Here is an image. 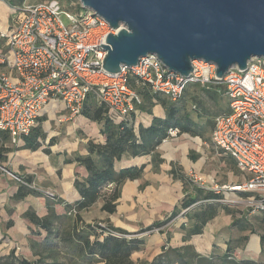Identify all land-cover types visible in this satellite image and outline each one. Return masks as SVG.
<instances>
[{
	"label": "crops",
	"instance_id": "crops-1",
	"mask_svg": "<svg viewBox=\"0 0 264 264\" xmlns=\"http://www.w3.org/2000/svg\"><path fill=\"white\" fill-rule=\"evenodd\" d=\"M12 13L13 7L10 0H0V33L11 24ZM6 49L5 42L0 38V51ZM185 99L186 105L191 104L193 109H183L182 113L190 115L191 128L197 130L199 135L193 136L185 133L180 136L189 135L200 139L205 144L206 152L210 154L213 151L215 156L224 158L225 162L229 161L231 174H241L243 181L227 184L228 186L233 187L245 182L248 175L239 171L235 160L216 150L212 143L216 118L230 112V101L225 95L224 85L190 84ZM169 101L175 102L170 99ZM89 102L95 101L90 97L86 104ZM142 105L143 100L130 114L128 120L134 125L136 133L140 126L149 127L154 118L164 119L166 117V109L156 100H154L153 109L143 110ZM102 125L84 115L71 118L63 103L54 101L43 109L38 119L37 126H41L46 134L41 149L37 151L22 149L23 137H19L16 143L10 137L9 142L4 144L9 151L6 153V159L0 161V179L6 175L15 178L16 186H9L11 192L9 197L14 208L8 206V200L5 198L7 193L0 194V209L3 211L8 207L9 212L8 218L3 223L4 228H0V256L9 255L13 251L16 256L28 259L34 264H70L66 257L67 248L64 244L62 245L60 238L56 239L55 233L47 234L45 230L32 224L24 216L29 211L39 218L48 216L46 198L29 195L21 201H15L14 197L20 185L28 186L44 194L54 195L59 200V202L55 201L54 209L60 219L53 221L52 229L59 234V237L64 233H71L76 225H72L69 218L71 215L66 205H74L81 199L75 187V181L77 178L83 179L87 176L85 168L75 162V156H86L88 153L86 147L91 141L95 144H105L106 138L101 132ZM175 140V137L164 140L151 154L137 157L125 155L121 161L116 162L117 171L131 167H143V173L140 178L129 180L123 185L115 213L110 214L102 210L105 204L102 197L92 208L81 213L85 224L89 225L94 218H97L131 235L142 228L146 229L155 222L168 220L163 233L133 236L144 240L142 250L132 255L133 261L140 258L149 260L157 257L162 253L164 245L170 241L168 246L172 248L183 249L189 246L199 256L212 260L220 259L229 248H232L231 255L236 261L251 260L264 263L262 232L258 230L255 234L248 230L251 226L257 229L251 220L252 215L247 216L244 209V203L246 204V201L252 198L249 193L223 192L222 202L224 204L227 205L226 201H235L237 205H229L232 211L230 214L224 210L221 211L205 225L199 235L189 236L188 232L193 227V222H189L187 217V213L199 203L180 211L172 219H167V216L173 213L175 207L186 196L196 194L195 189L198 187L187 181L189 173L197 169L189 170L188 165L177 160V149L171 144ZM45 149L50 153H46ZM189 156L193 158L192 163L196 165L198 158L193 155ZM173 171L177 176H183L184 180L175 177ZM28 180L31 183H28ZM3 190L1 188L0 192ZM23 204L26 206L21 211ZM17 212L19 214H16ZM93 212L99 214L91 217ZM261 215L257 213L253 216L260 217ZM119 216L124 219L122 220ZM85 226L78 225L77 229L83 230ZM18 233L21 237L17 235ZM24 251L28 257L20 255V252Z\"/></svg>",
	"mask_w": 264,
	"mask_h": 264
},
{
	"label": "built area",
	"instance_id": "built-area-1",
	"mask_svg": "<svg viewBox=\"0 0 264 264\" xmlns=\"http://www.w3.org/2000/svg\"><path fill=\"white\" fill-rule=\"evenodd\" d=\"M12 14L11 24L0 33L7 46L0 51V130L8 132L14 143L31 133L43 109L54 101L63 103L75 118L82 115L92 97L107 109L113 122L128 121L142 103L128 84L130 75L172 101H177L190 83L223 84L230 112L216 118L212 143L216 150L232 157L238 170L248 177L242 184L211 190L249 193L252 212L264 211L263 59L253 58L246 70L232 69L222 80L216 77L213 64L195 61L193 73L185 78L171 72L155 55L142 57L133 68L110 74L103 68L107 51L101 45L107 46V36L118 31L95 12L64 11L60 0H24L13 7ZM177 135V130L170 131L171 137ZM113 188L111 184L105 191L112 193ZM93 225L107 235L121 237L103 222Z\"/></svg>",
	"mask_w": 264,
	"mask_h": 264
},
{
	"label": "trees",
	"instance_id": "trees-1",
	"mask_svg": "<svg viewBox=\"0 0 264 264\" xmlns=\"http://www.w3.org/2000/svg\"><path fill=\"white\" fill-rule=\"evenodd\" d=\"M23 2L24 0H10L12 7L20 6ZM128 84L143 100L141 106L143 110L147 109L148 105H154V100H156L166 108V117L164 119L154 118L149 127L140 126L136 133L134 125L130 121L115 123L109 118L107 109L104 107L96 105L95 102H89L85 105L82 115L103 124L101 132L105 136L106 142L105 144H95L91 141L86 147L88 152L86 156H75V162L85 168L87 176L83 179H76L75 187L81 199L74 205H66V209L70 212V215L75 213L79 219L83 211L92 208L103 197L105 189L111 184L114 185V191L109 195L107 193L108 197H106L102 210L110 214L116 212V203L121 197L123 185L129 180L140 178L143 173V167H131L117 171L115 164L121 161L125 155L137 157L151 154L164 140L171 137V130H177L179 136L185 133L193 136L199 135L197 130L191 128L190 115L182 113L183 109H186L185 98L188 86L197 83L188 84L183 95L175 102H170L168 97L162 93L154 92L149 85L139 81L134 75L129 76ZM45 138L46 134L42 127L36 126L28 136L23 137L24 145L22 149L37 151L43 147ZM9 140V133L0 130V161L6 159L9 148H5L4 144ZM44 151L50 153L47 149ZM173 173L175 177L184 180L183 176H177L174 171ZM27 182L31 183L30 180ZM195 191L194 196H186L175 207L171 217L173 218L180 211L189 209L199 203L187 213L189 222H193V227L188 232L189 236L201 234L205 225L221 211L224 210L229 214L232 212L229 205L222 202L224 200L222 193L199 186L196 187ZM29 195L45 197L49 215L39 218L35 213L29 211L25 213V218L45 230L47 234L55 233V238H60L62 245L64 244V247L67 248L66 257L70 264H136L132 260V255L142 250L143 239L134 238L127 231L114 228L111 225H108V228L120 234L121 237L107 235L105 230L97 225H86L83 230H78L75 226L71 233H64L59 237V234L52 229L53 221L60 219L54 209L55 201L59 202L57 197L20 185L14 199L15 201H21ZM260 214H262L260 217H256L258 225L255 227L257 229L251 226L248 230L255 234L260 230L262 232V244L264 245V211ZM167 222L168 220L155 222L143 231L154 233ZM169 242L164 245L162 253L148 264H264L251 260L236 261L231 255L232 248H229L227 253L220 259L212 260L199 256L189 246L183 249L172 248L168 246ZM0 264H34V262L18 257L12 251L9 255L0 256Z\"/></svg>",
	"mask_w": 264,
	"mask_h": 264
},
{
	"label": "water",
	"instance_id": "water-1",
	"mask_svg": "<svg viewBox=\"0 0 264 264\" xmlns=\"http://www.w3.org/2000/svg\"><path fill=\"white\" fill-rule=\"evenodd\" d=\"M117 34L107 36L103 68L118 74L155 55L171 72L189 78L193 63L232 69L264 60V0H80Z\"/></svg>",
	"mask_w": 264,
	"mask_h": 264
},
{
	"label": "rangeland",
	"instance_id": "rangeland-1",
	"mask_svg": "<svg viewBox=\"0 0 264 264\" xmlns=\"http://www.w3.org/2000/svg\"><path fill=\"white\" fill-rule=\"evenodd\" d=\"M41 1H47V0H28V2L30 3H34V2H41ZM60 2L62 3L63 7H64V11L67 12H81V13H85L86 10L82 7L80 0H60ZM75 6H77L75 8ZM13 16V14H12ZM62 20L63 22L68 25L69 24V20L68 18L63 15L62 16ZM170 103V102H169ZM155 105L151 104L148 105V108L153 109ZM162 107L164 109H166L164 107V105H162ZM147 108V105H146ZM161 109V108H160ZM186 109H193V106L191 104H187L186 105ZM175 141L171 142L172 146L175 147L177 149V160L179 162H183L184 165H188L189 166V170H193V169H197V171L193 170V172H190L189 175L187 176V181L188 183H190L191 185L194 183L195 185L199 186V187H203L205 189H212L216 186L218 187H222V185H227V184H235V183H239L243 181V177L241 174H231L230 170H229V161H224V158L215 156L214 152L211 151V153L209 154L208 152H206V147L204 142H202L200 139L198 138H192L189 135H183V136H179L177 135L175 137ZM189 155H193L196 156L198 159V162L196 165H194L192 163L193 158ZM206 160V163H205ZM194 162V161H193ZM16 181L15 178H12L8 175H6L4 178L0 179V189L3 188L4 190L2 192H0V194L2 195L4 192L7 193V195H5V198L8 200V206L10 208H14V206L11 204L10 201V191H9V186H16ZM114 191V188H113ZM104 194V193H103ZM121 194H122V190H121ZM108 197L107 193H105L103 195V200L105 201ZM238 202L240 203V201L238 200ZM227 205L230 206H235L237 205L236 202H231V201H226ZM119 204V200L116 203V209L117 206ZM244 209L245 212L247 213V216L250 214L252 215V221L254 223L255 226H257V218L253 215H256L257 213L252 212L250 205L248 204V201H246V204L244 203ZM26 204H23L20 208V210L22 211L23 209H25ZM20 207V206H19ZM17 209V208H16ZM8 207H6L3 211H1L0 209V228L3 229V223L5 222V220L8 218ZM16 214H19V212H17ZM96 214L99 213H94L91 215V217H93V215L95 216ZM122 215V214H121ZM172 213L170 215L167 216V219H172ZM90 217V216H89ZM88 217V218H89ZM120 218H122V220L124 219V217L119 216ZM248 219V218H247ZM246 219V220H247ZM81 220L83 221V223L81 224ZM92 220V219H91ZM70 221L72 223V225H86L85 221L83 219V217L81 216V218H77L75 213L72 214L70 216ZM99 222H103L106 225H110L109 223H107L106 221H101L97 218H94V220H92L91 223H89V225H93V224H97ZM166 225L165 227H162L159 231L160 233H163L165 231ZM145 228H142V230ZM139 230L136 233H132L130 236H135V237H139V236H145V235H153L154 233L148 232V233H143L144 231ZM17 235H19L21 237V234L18 233ZM12 250V249H11ZM20 255L22 256H27L26 252H20ZM28 257V256H27ZM30 258V257H29ZM152 259L154 258H150L149 260H147V258H140L137 261H134L136 264H148L150 261H152Z\"/></svg>",
	"mask_w": 264,
	"mask_h": 264
}]
</instances>
